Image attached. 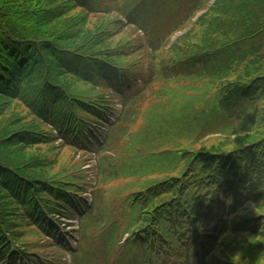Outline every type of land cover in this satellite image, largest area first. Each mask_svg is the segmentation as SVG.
Wrapping results in <instances>:
<instances>
[{
    "label": "trees",
    "instance_id": "1",
    "mask_svg": "<svg viewBox=\"0 0 264 264\" xmlns=\"http://www.w3.org/2000/svg\"><path fill=\"white\" fill-rule=\"evenodd\" d=\"M204 1L124 0L122 5L117 0H0V117L12 102L26 110L16 130L0 127V264H30L24 257L39 264L34 251L40 247L23 240L32 237L27 227L57 235L46 216L73 217V208L69 211L49 199L72 203L68 194L78 191L83 164L73 165L75 158L63 155L56 171H44L33 156L21 154L25 148L55 141L37 119L53 112L57 125L62 120L63 126L83 113L74 139L82 144L90 125L107 122L111 113L98 90L105 87L124 97L120 89L132 90L139 75L138 63L127 60L134 35L123 33L117 19L99 27L102 36L89 33L85 16L95 11L88 8L104 11L106 2L120 6L127 31L136 24L156 44L163 34L154 36L151 19L163 21V32L178 29ZM73 7L82 8L85 16L74 13L75 19L65 22L64 13ZM171 18L176 19L173 28ZM227 21L234 28L228 30ZM252 41L257 44L251 46ZM223 50L232 52L226 64L210 65ZM172 51L153 100L133 114L142 120L131 136L138 144L128 149L134 157H146L147 151L156 154L161 158L156 163L165 161L169 167L143 183L140 191L127 190L118 204L119 215L108 228L126 229L133 211L134 226L141 224L119 259L129 264H264V0L218 1ZM192 63L202 65L195 69ZM108 68H118L121 77ZM153 77L144 78V84ZM131 100L124 97V105ZM123 117L129 119L128 114L120 120ZM73 129L70 124L69 130L60 131L65 144L72 140ZM216 134L228 138L203 142ZM112 136L110 132L106 145ZM54 151L52 147L45 157L50 160ZM122 154L115 155L116 162L128 157ZM65 157L69 161L64 165ZM16 159L24 167L18 168ZM113 162L104 164L108 171L99 167L94 195L101 182L114 179L118 168ZM95 216L91 209L81 216L80 233L100 224ZM94 239L99 243L100 237ZM53 262L62 264L59 259Z\"/></svg>",
    "mask_w": 264,
    "mask_h": 264
},
{
    "label": "rangeland",
    "instance_id": "2",
    "mask_svg": "<svg viewBox=\"0 0 264 264\" xmlns=\"http://www.w3.org/2000/svg\"><path fill=\"white\" fill-rule=\"evenodd\" d=\"M209 2L211 3L212 0H207L208 4H209ZM87 8H88V6H87ZM74 10L78 11V12H74ZM88 10L96 11V12H93L92 14L87 13L85 16L82 13V12H84V10L82 8H75V7H73V9L70 8L69 10H67L64 13L65 22L73 21L75 19V16H72V15L74 13H80L81 15H84L86 17V23L89 24V29L91 30V32H89V33H95L97 36H98V34L102 36V32H101L102 29H99V27L100 26H102V27L106 26L108 21H110L111 19H117L118 21H121L122 25L118 24L117 26H119V29L122 30L123 33H125L127 31V29H128L127 23H124L122 20H120L121 19L120 12H114L108 18L105 19V16L103 15L104 12L99 11V10H93L91 8H88ZM227 10L228 9L226 8L225 11H227ZM106 11H109V10L106 9ZM116 11H118V10L116 9ZM169 19L167 20V22L169 21ZM171 20H172V18H171ZM151 21H152L153 30H155L154 36L158 35L157 32L159 33L161 31H164V29L162 28L163 27V25H162L163 21L159 22V17L151 19ZM172 21L176 22V19L173 18ZM229 24H233V23L230 21H227V24L224 23V26L227 27ZM50 28L51 27H48V29H50ZM232 28H234V25H232V26L229 25V27H227L228 30H230ZM33 32H36V31H33ZM177 34H180V33H177ZM30 36H28V37L31 40L40 42V40L38 38H34L32 35H30ZM140 36H141V34H140ZM133 38L136 39L137 37L135 36ZM172 39L173 38H171V40ZM103 40L105 41V43L110 42V40L108 39V35L104 36ZM168 40L169 41H168L167 47L171 43V40L170 39H168ZM247 43H248V40L246 41L245 44H247ZM136 44H146L147 47L150 46V44L152 45L151 42L148 45V43H146V42H138L135 40L134 45H136ZM256 44L257 43H255L254 45H256ZM164 45H166V44H164ZM254 45H253V41H252L251 46H254ZM147 47L143 48L142 50H140L139 47H135V48H132L130 52H128L129 55L134 54V56L136 58V61L138 63V67L140 68V71H139L140 74L138 75V78H140L141 81H144V77L146 78V77H148V75L154 73V77L151 80V83L144 85L145 94L140 95V101L143 100L145 107L149 104V102H151L153 100L152 93L150 94L149 92L155 90L156 87L161 84L162 74L160 73L159 69H163L162 68L163 63L168 61V57L173 52L171 50L165 51L164 50L165 48L159 47L158 45H154L152 48H147ZM230 54H232L231 50H227V51L225 50L219 56L213 58L214 62L211 63L210 65H214V64H218V65L224 64L225 65L226 60L230 58ZM201 65L199 63H192V66L195 67V69H198L199 67H201ZM33 68H35V66H33ZM188 74H190V73H188ZM132 89L134 90V88H132ZM120 90L123 91V94H125L124 88H122ZM140 91H142L141 88H140ZM130 94H132V91L126 93L125 96H129ZM103 97L107 101V105H108L107 109H109L110 112H113V113H110V116H113V119L110 121L109 124H107V127L109 128V130H111L115 126L119 125V123H118L119 120L117 118L120 117L121 106L119 105V102H115V98L108 96L107 94H104ZM108 101H111L112 105L110 103H108ZM13 103L14 102H12L7 108H5L2 116L0 117V127L3 128L4 130H7V129L16 130L17 128H19L18 124L21 121H24V119L20 115H23L22 113H24L26 110L23 109L22 111H20L21 104H18V103L13 104ZM125 115H127V114L125 113ZM50 120H51V118H50ZM108 122H109V120H107V122H105V123H108ZM49 123L50 122H46L47 125ZM46 124L43 126L47 127L48 131H49L48 133H50V125L46 126ZM136 126H137V123L133 127H136ZM118 128H122V126H119ZM64 132H66V131H64ZM59 133L60 132H58L55 135V137H54L55 139L59 136ZM105 135H106V133H105ZM105 135H104V137H106ZM145 136H146V134H145ZM131 138L132 137H129V140L126 142L125 152L124 153L122 152L123 154L121 155V156H128V157L122 158L124 160H120L118 162H116V158H115V160L113 162V166H116L118 168V170H116L115 171L116 174L113 175L114 179L108 180V181H110L109 182L110 185L113 186V187H110L109 189L106 190V193L108 195V200L102 201V205L98 206L95 209V212L97 213L95 217L98 219V221L96 222L97 224L103 222L104 220L107 221V218H108L107 216L109 215V213H112V212L119 210V208L117 206L121 202V200L124 198V194L126 193L127 190H129L128 191L129 194L134 192L133 190L138 189L140 191L142 189L143 183H145V182H146V184L149 183L148 181L151 178H153V175H157V173L161 169L162 170H168L169 164H167L165 161L156 163L157 161H159L161 159L158 156H156V154L151 155L147 151L148 156H146V157H139V156L134 157L135 154L131 155V153L129 152L128 149H130L131 147H136V145L138 144L136 142L137 139L132 140ZM218 138L219 137H217V139ZM100 141L101 140H99V142ZM52 147H54L57 151L50 152L51 156H50V160H48V158L45 157V154L48 153ZM120 148L121 147L118 144V137L116 136L112 141V147L110 149L116 151V154L119 155L121 153ZM97 149H100V147L96 146L91 150H97ZM72 151H74L75 154H72ZM21 152H20L21 154L26 155L27 157H30V159L32 158L31 156H33L35 161H37V165L41 166L42 170H44V171H46V170L51 171L52 169H55L54 171H56L58 169V166L55 165V163L60 161L63 155H66V156L75 158V162L73 165H78V164L82 163L84 168H88L87 174L85 175L87 177V180H86L87 182H92L96 176H99L101 174V171L99 168L101 165L98 164V158H100V156L96 158L97 152L89 151V150L74 149L71 147V144H69V142H68V146H65L59 140L58 141H52V144H50V145L41 144L40 146H36L33 148H25V149L21 150ZM57 152L59 154L55 155ZM19 155L20 154L16 153L17 157ZM167 156L168 155H166V158H167ZM69 157L64 158V165L69 161ZM52 160H53V162H52ZM72 161L73 160H71V162ZM109 162H111V161H109ZM15 163L17 164L18 168L22 167L24 165V162H21L20 159L19 160L16 159ZM42 170L31 169L30 171L32 173L38 174V173L42 172ZM103 170L108 171L107 165L103 166ZM129 170L133 174V176L129 175ZM79 176H82V175H79ZM140 180H143V181H140ZM132 181L137 182V186H135V187H133V185L131 186L130 182H132ZM138 181H139V183H138ZM103 184L107 185L106 182L105 183L103 182ZM92 185H94V183ZM89 189H91V186L87 185L86 190H89ZM79 195H81V197L83 199V196H82L83 194L80 193ZM59 209L63 212L65 211L62 208H59ZM79 213H85L84 208H81V210H80V208H78L76 211L73 210V218L77 217ZM118 215H119V212L118 211L115 212L114 214H112L111 218L107 222H110V224H112L114 222V220L118 217ZM135 219H136V212L133 211L131 213V215L128 217V222H130V225L126 229L123 230V228L119 225L110 226L106 230L107 235H106V233H104L103 235L100 236L99 244L98 243L95 244L96 241L94 239V233L92 231L89 232V238L86 240V242L90 241L89 247H86V248L81 247V250L78 249L73 255H69V257H70L69 261L63 262L62 264H129V263H122L121 262L122 259H119V256L123 252V250L127 248V246L122 245V243L124 241L123 236H125L126 234H128V236H130L135 232V228H136L134 226V220ZM55 220L58 223V229L62 230V232H65L67 234H69L68 232H72V234H74V236L72 238H71V235H72L71 233H70V235L67 236L69 238L67 240H64V243H63L64 245H61L60 242H58L59 241L58 235L55 238L56 234H54V233L52 234L49 231V233L51 235L46 236L44 233H37L36 231L31 229L30 226L27 227L26 234L28 233V234L32 235V238L27 237L28 235L23 237V240H25V241H34L33 242L34 247H37V248L40 247V249H37L34 251V255L35 256L38 255L40 257V258H35V260H37V262L39 264H54L50 258H52V257H55V258L59 257L60 258L62 256L61 253L64 250L62 251V250H58L56 248H51V245L54 246L58 243L61 246H63L66 250H69L70 248L68 245L71 243H74V241H76L75 240L77 238V236L75 234L76 229L73 226L72 227L68 226V225H75V224H68L67 222H65L64 218L56 217ZM71 221L72 222H79V219L75 218L74 220H71ZM63 230H65V231H63ZM92 230L94 231V229H92ZM97 232H98V230H96V233ZM34 234H36V235H34ZM48 254H50V255H48ZM33 264H35V261H33Z\"/></svg>",
    "mask_w": 264,
    "mask_h": 264
}]
</instances>
